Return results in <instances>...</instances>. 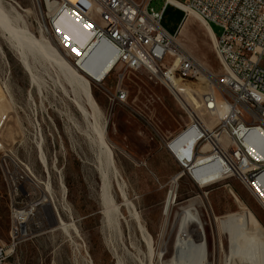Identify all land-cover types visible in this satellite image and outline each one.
Returning <instances> with one entry per match:
<instances>
[{"label": "rangeland", "instance_id": "1", "mask_svg": "<svg viewBox=\"0 0 264 264\" xmlns=\"http://www.w3.org/2000/svg\"><path fill=\"white\" fill-rule=\"evenodd\" d=\"M2 1L7 9L14 7L18 11L19 26L24 24L35 39L48 41L73 66L69 56L45 31L33 0ZM163 5V0L150 2L155 10H161ZM183 20L184 13L167 4L160 24L174 35L182 26H190L188 19ZM193 21L188 36L179 32L178 45L204 66L200 76L219 89L223 66L215 52V41L210 40L205 24L197 15ZM211 29L216 36L221 33L216 25H211ZM9 35L0 30V119L3 115L6 118L0 141L32 168L36 178L46 186L51 201H41L34 207L26 233L12 244L10 211L0 178V242L5 251L2 264L127 261L126 256L135 253L130 247L132 241L142 253H147L146 243L139 235L130 240L126 234L127 225L135 227L134 218L152 237V264H168L182 208L191 199L196 200L204 222L208 264H225L229 251L227 235L218 229L216 217L246 211L250 230L264 234V210L236 178L228 177L201 187L187 174L182 175L166 147L170 139L166 135L181 130L188 119L174 97L146 71L123 72V86L128 91L125 104L108 99L119 68L112 70L101 83L86 78L98 106L94 113L86 105L81 87L70 84L53 59L36 50L29 51L30 69H27L14 51L11 45L14 40ZM76 102L84 104L87 117L80 113ZM95 123L104 126L105 143L116 170L110 172L109 180L111 195L119 207L117 219L122 235L106 223L103 214ZM178 144L177 138L170 143L171 149L176 150ZM180 173L179 179L174 180ZM171 192L173 203L164 212L165 200ZM49 203L66 229L58 224L55 215L50 218L46 214L45 205L50 207ZM159 252H163L160 259ZM128 261L126 264H138Z\"/></svg>", "mask_w": 264, "mask_h": 264}, {"label": "built area", "instance_id": "2", "mask_svg": "<svg viewBox=\"0 0 264 264\" xmlns=\"http://www.w3.org/2000/svg\"><path fill=\"white\" fill-rule=\"evenodd\" d=\"M163 1L162 9L155 10L150 7L151 0H33L45 31L78 70L83 71V64L94 51L99 61L112 62L107 76L119 68L114 90L108 95L112 103L125 104L128 100L123 86L125 71H146L174 97L188 122L167 141L166 147L182 175L187 174L201 185L195 172L204 160L209 171L215 169L226 178H236L264 210V182L259 180L264 176V165H258V158L264 157L263 145L261 151H254V144L264 138V0ZM167 4L181 10L184 18L188 10L192 11L211 31V25L221 29L219 36L212 31L215 52L223 66L219 89L208 82V89L197 98L194 107L186 102L191 89L183 88V81L198 80L205 68L178 45V30L171 35L161 26ZM62 13L90 32L91 38L84 48L77 49L56 27L55 21ZM111 16H118L119 31L116 37L107 38L109 30H105V23H111ZM2 118L0 130L6 119L4 115ZM177 138L178 148L173 151L169 143ZM0 178L14 244L26 233L34 207L41 201L48 202L49 193L32 168L1 141ZM20 212L28 216L22 219ZM4 253V244L0 242V264Z\"/></svg>", "mask_w": 264, "mask_h": 264}, {"label": "bare ground", "instance_id": "3", "mask_svg": "<svg viewBox=\"0 0 264 264\" xmlns=\"http://www.w3.org/2000/svg\"><path fill=\"white\" fill-rule=\"evenodd\" d=\"M169 1L177 3L176 0ZM178 5L187 9V7L180 2H178ZM17 12L18 11H16L14 7L7 9L4 6L3 1L0 0V30L7 31V33L10 34L9 36L11 37V39L14 40V43H11V45L15 49L13 50L18 54L19 60L22 62V64L27 69H30V64L27 59V52L33 50H36L44 56L53 59L59 66V69L65 74L68 82L70 84H77L81 87L85 97L86 105H88L95 113L98 110V106L92 96L91 91L88 88L86 78H89L93 81H103V79L107 77V74L111 70L112 62L109 60H104L102 62L99 61L98 53L97 51H94L83 64V71L78 70L75 66H71L60 55V53H58L57 50L51 46L48 41H44V39H35L24 24L22 26H19L18 21H21V19L19 13ZM195 17V13L189 10L187 11L184 20L188 19V23H190V26H182L181 30H178L176 40L178 38L179 32L182 36H186L189 33L191 25H194L193 19ZM55 25L61 32L62 36L70 40L77 49L84 48L91 38L90 32L67 13L60 14V16H58L55 21ZM205 27L209 35L208 37H210V40L214 42L215 39L212 31L206 25ZM105 30H109L107 31V38H114L118 35V16H111V23H105ZM178 44L180 45L179 40ZM103 49L105 48L103 47ZM195 60L198 61L196 58ZM198 63L200 62L198 61ZM200 65L201 67L203 66L201 63ZM180 82L181 81L178 80V90ZM208 86V80L203 76H200L196 83L183 81V88L191 89V97L189 96L187 97V99L185 98L186 102L194 107V105H196L197 103V98L201 95V93H203V91L208 89ZM77 104L80 113L82 112L81 114L87 117L88 112L84 104L80 102ZM201 114L203 115L204 113ZM203 118L205 120V116ZM1 120H3V118H1ZM93 128L97 136L96 140L99 146L100 154L98 157L97 170L100 173L101 180L100 198L103 207V214L106 223L109 226L112 225L114 228H116L119 234L122 235L120 224L117 219L119 207L114 203L115 201L111 195L110 190L111 184L109 175L112 170H115L114 162L105 143L106 140L104 126L98 127L95 123ZM261 145H263L264 147V138H259V144H254V151H261ZM200 162L201 164L196 167L197 171L195 172V177L201 180L199 181V183H201V187L214 184L226 178L221 175L220 171H217L215 169H213V171H209L207 167H204V160H201ZM258 165H264V157L258 158ZM116 174L117 173H115V175ZM179 176H181V173L179 175L177 174L174 180H177ZM259 180L260 183H263L264 176ZM123 192L124 191H122L121 189V193L124 197H126L125 193ZM173 194L172 192L168 194L164 203V212L169 211L173 203ZM49 201H51L50 195L48 196V202ZM195 201L196 200L193 199L189 200L188 203L182 208L179 230L173 243L172 256L169 259L168 264H208V251L204 222L200 218ZM49 205L50 207H48V205H45L46 214H48L50 218L52 217V214L53 217L55 215L58 224L62 225V228L66 229L64 223L61 222L62 220H58L55 208L52 207L50 203ZM127 206H129V203H127ZM20 214L22 216V219H25L28 216L26 212H20ZM134 220L135 227L133 226L134 228H132V226L127 225L126 234L130 240H135V237L139 235L142 242L145 241L144 243H146L147 253H142L137 248V245L132 241L130 243V247L135 250V253H129L128 257L126 256V254L125 256L126 258H128L127 261L129 260L128 262L138 264H152L154 255L152 251V237L148 233L146 228L138 221V219L134 218ZM215 221L217 222L218 229L222 233L227 235L229 243V251L227 253L225 264H264V234L253 233L250 230L249 218L246 211H241V213L234 212L222 217H216ZM162 256L163 252H159L157 254L158 259H160ZM121 259H123V257ZM127 261L119 259L118 264H126Z\"/></svg>", "mask_w": 264, "mask_h": 264}, {"label": "crops", "instance_id": "4", "mask_svg": "<svg viewBox=\"0 0 264 264\" xmlns=\"http://www.w3.org/2000/svg\"><path fill=\"white\" fill-rule=\"evenodd\" d=\"M179 131H180V129L178 131L168 132V135H166V136L169 138H172V137L176 136Z\"/></svg>", "mask_w": 264, "mask_h": 264}]
</instances>
